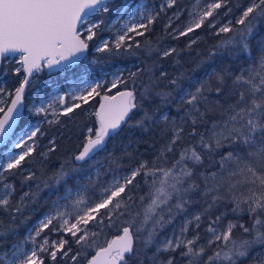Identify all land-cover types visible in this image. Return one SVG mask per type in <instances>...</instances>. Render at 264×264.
Segmentation results:
<instances>
[{
  "label": "snow or ice",
  "instance_id": "1",
  "mask_svg": "<svg viewBox=\"0 0 264 264\" xmlns=\"http://www.w3.org/2000/svg\"><path fill=\"white\" fill-rule=\"evenodd\" d=\"M112 3L0 0V56H18L15 73H23L14 91L0 87V146L7 148L0 159V175L18 172L33 157L37 140L45 134L41 124L62 123L61 117L71 118L99 98L91 113L93 122L70 161L42 180L43 190L56 194L52 210L24 237L19 236L15 220L25 202L38 193L24 192L13 204L15 186L0 181V211L10 217L7 225L0 222V264H57L60 259L79 264L81 257L86 264H128L129 256L152 248V264H178L173 253H179L183 264H264V0H236L234 7L232 0H194L191 9L168 17L164 25L168 37L179 40L208 29L218 42L209 49L207 60L222 56L239 62L235 71L213 69L194 89L182 88L179 77L169 79L165 71L157 75L155 64L138 67L127 76L113 72L110 80L93 83L76 73L88 63L90 42ZM176 6L177 0H162L158 10L139 0L134 6L126 3L107 25L111 37L95 51L117 57L139 58L142 52L162 59L179 56L176 47L161 48L146 39L160 14ZM222 11L224 17L233 18L221 22ZM185 12L188 19L183 26H174ZM96 14L101 18L91 22ZM198 39H190L187 48L191 50ZM175 63L179 65V60ZM45 71L63 76L65 90L54 95L35 90L26 104L28 86ZM161 80L168 81L170 90L160 89ZM156 98L160 105L154 110L145 107ZM173 103L178 118L160 110ZM25 109L41 119L13 139ZM137 113L142 114L133 120ZM161 120L167 139L152 159H138L122 174L110 166V178L99 169L82 177L83 164L103 151L125 124L147 130ZM55 150L53 137L39 155L47 159ZM110 160L121 167L117 158ZM35 179L32 172L24 177L25 182ZM194 197L206 207L186 217L178 231L161 237L176 217L187 213ZM221 206L226 211L213 215ZM229 214L233 219L224 223ZM105 222L117 231L101 245L100 233L90 228L94 223L103 228ZM50 234L58 239H50ZM69 236L77 245L75 252ZM159 254L168 255L158 259Z\"/></svg>",
  "mask_w": 264,
  "mask_h": 264
},
{
  "label": "trees",
  "instance_id": "2",
  "mask_svg": "<svg viewBox=\"0 0 264 264\" xmlns=\"http://www.w3.org/2000/svg\"><path fill=\"white\" fill-rule=\"evenodd\" d=\"M130 2H132V0H113V3L111 4L112 11L109 14H113L114 12L121 10L123 5ZM244 2H246V0H241V3ZM235 3L236 0H232L233 7L235 6ZM222 14L223 16L221 19L223 21L233 18L232 15L224 17L223 11L220 15ZM166 23V19L162 14H160L159 18L152 26V31L147 35L146 39L152 41L153 44L161 48L176 47L180 52L179 56L162 59L156 53H153L149 57L146 53L142 52L139 58L117 57L108 53H97L96 51L92 53L90 49L95 46L97 40L101 37V35H99L97 32V37L92 42H90V49L87 54L90 60L96 61V66L89 65L90 62L85 65L82 64L79 68L75 69L76 73L92 74L91 72L95 71L98 64L102 62L105 64L108 70L122 67L123 69L121 71H123L125 76H127L129 71H136L138 67H143L144 65L151 66L155 64L154 71L157 75L160 71H165L168 73L169 79L179 77L181 87L186 89L193 81L197 83L205 79L207 74L213 69L219 70L224 67H231L235 71L238 68L239 62L231 61L228 57L217 56L213 60H207L209 49L212 47V45L218 42V38L211 34L210 30L206 31L205 29H202L194 33L193 38L197 39V37H199V39L198 42L193 45L192 49L189 50L187 48L189 38L187 39L185 37L180 38L179 40H174L171 37H168L164 31V25ZM141 39L143 42L144 38ZM6 59L7 58H4L0 64V74H3L4 77L9 79V83L12 87H17L19 81L22 79V73L16 74L14 71V65L12 63H3V61ZM176 60H179V65L175 63ZM36 78L37 80L33 81V83H31L27 88L26 104L28 102L30 93L34 90V88L39 86L38 82L47 80L48 78H51L56 82L65 80L64 77L61 78L60 76L52 74L47 75L45 73L36 76ZM167 85V80L160 81V89L165 91L170 90ZM173 96H176L175 92H173ZM213 98H215L214 93ZM98 101L99 98H95L88 105H84L82 109L77 110L71 118L61 117L62 123H58L54 126H49L47 123L41 124L40 126L45 134L39 137L38 147L36 152H34L33 157L29 159L24 164L23 168L18 172L14 174L3 173V175H0V181L7 182L15 186L16 191L11 198L13 204L19 201L24 192L34 191L38 193L34 200L29 199L25 202L26 207L24 208L22 214L17 216L15 220V225L18 228L20 237H24L28 230L34 226L35 222L44 213L51 210L53 196L55 193L50 189L43 190L42 180L50 175L53 171L58 169L61 164L70 161L72 154L76 151L77 146L81 142L82 134L86 132L87 127L91 126L93 122L94 118L91 116V113L95 108H97ZM158 105H160V100L159 98H156L152 102H146L145 107L154 110ZM176 107V103H173L170 105L161 106L160 110L161 112L168 113L170 117L178 118ZM141 114L142 113H137L133 120L139 118ZM179 115H182V113ZM31 121L32 119L23 115V118L20 120L18 125L16 136ZM164 128L165 125L163 120H161L159 124L148 127L147 130L132 126V122L125 124L118 133L113 135L112 138L107 141L104 150L95 155L97 158L95 163H90L88 161L87 163L83 164L82 177L89 173L94 166H99L100 169L108 172V175H111V172L108 171L110 166L113 171H118L122 174L127 168L134 167L136 160L152 159L154 151L167 139V136L164 135ZM53 137L55 138L56 150L51 152L47 159H44L39 155V153L47 150L49 147V141ZM1 154L2 153L0 149V159H2ZM129 154H132V156L130 157ZM110 156L112 158L118 159V163L121 165L119 169L116 168L115 164H111ZM29 172L34 173L37 179L25 182L24 177L27 176ZM37 185H39V188H37ZM0 190H2V184H0ZM62 190L63 189L60 191ZM196 200L197 198L194 197V202L189 205L187 213L176 217L173 224L167 226L161 232V237L168 235L171 232L172 227L183 218L191 215L193 212L201 211L203 207H206V205L202 204L201 202H196ZM222 211H226L224 206L216 209L213 212V215L219 214V212ZM228 219H233V216L229 214L224 223H227ZM244 220H247V216H244ZM9 221V215L6 212L0 211V222H3L5 225H7ZM206 226L207 217L204 218V223L201 227L202 234ZM90 229L91 231L100 233L98 237V243L101 245H103L105 239L112 238V236L115 235L117 231L115 228L109 229L107 227V222H105V226L103 228H101L99 224L94 223ZM11 239L12 237H9V241H11ZM69 241V247H71L73 252H75L77 245L72 242V238ZM141 247L142 246L140 244H137L138 249ZM154 250L155 249L152 248L147 252L141 251L139 255L133 254L129 256L128 264H152V260L149 259V257H151ZM166 255L168 254H161V256ZM172 255L176 257L178 264H183L178 253H173ZM85 263L86 260L81 257L79 259V264ZM49 264H51V261H49ZM57 264H66V261L65 259H60ZM67 264H73V262L68 260ZM244 264H249V262L245 261Z\"/></svg>",
  "mask_w": 264,
  "mask_h": 264
},
{
  "label": "rangeland",
  "instance_id": "3",
  "mask_svg": "<svg viewBox=\"0 0 264 264\" xmlns=\"http://www.w3.org/2000/svg\"><path fill=\"white\" fill-rule=\"evenodd\" d=\"M139 2L146 3V4H148L149 6L153 7L154 9L158 10V5L162 2V0H139ZM193 2H194V0H177V6H176V8L166 10V12L161 13V14L164 16V18L166 19V22H167V21H168V17H169V16H172V14H173L174 11H178V10H180V9H185V8H187V9H191ZM130 3L133 4V6H134V0H132V2H130ZM127 11H128V12H131V7L128 8ZM119 14H120V10L117 11V12H114L113 14H108L106 17H104V20H105L104 25H101V28L97 30L98 34L101 35V37L97 40L95 46H94L92 49H90L92 53L95 52L96 47H98V46L100 45V43H101L104 39H109V38L111 37L112 33H111V31L109 30V28L107 27V25L110 24L111 21H112V19H113L114 17L118 16ZM222 16H223V14L220 15V18H219V19L221 20V22H224L225 20L223 21V20L221 19ZM100 18H101V17L99 16V14H96V15H94V16L91 18V22H96V21L99 20ZM124 19H127V13H125ZM187 19H188V16H187V13L185 12V13L180 17L179 20H175V21H174V26H175L176 24H179V25L182 27L183 24L186 22ZM87 26H88V22L85 23L84 27L86 28ZM205 30L208 31V29H205ZM186 38H187V39L189 38V39H188V43H189V40H190V39H195V38H193V34H192L190 37H186ZM18 59H19L18 56H14V57L10 56V57H7V59H6L5 61H3V63H12V64L14 65V71H15V69L18 67V63H17ZM92 61H93V60H90V59L88 58V63L90 62L89 65L96 66V62H95V63H92ZM86 64H87V63H86ZM84 65H85V64H84ZM122 69H123L122 67H118V68L113 69V70H108V69L106 68L105 64L101 62V63L98 64L96 70L91 72L92 74L84 73V76H85V78L87 79V81H88L89 83H93V82H95V81H97V80H100V81H104L105 79L110 80V79H111V74H112L113 72H119V71H121ZM44 73L47 74V75H50L49 73H47V71H45ZM41 74H42V73H41ZM38 75H40V74H38ZM38 75H37V76H38ZM22 77H23V75H22ZM60 77L63 78V76H60ZM35 78H36V76L33 78L32 83H33V81L37 80V78H36V79H35ZM200 80H201V79H200ZM49 81H50V82H49ZM54 81H55V80H52L51 78H48L47 80H43V81L38 82V85H39V86H38L37 88H34V90L30 93V95H29V97H28V101L31 99V97H32V95H33V92H34L35 90H43V91H45V92H50V93H52L53 95L55 94V92H61V93H63V91L65 90V87H66V85H65V80H63V81H57V82H56V81L54 82ZM197 85H198V82L196 83V82L193 81V82L191 83V85H189L186 89H189V88L194 89ZM0 87H3V88H5V89L8 90V91H14V89H15V87H12L11 84L9 83V79H7L6 77H4L3 74H0ZM102 94H103V93H102ZM27 103H28V102H27ZM24 116L29 117L30 119H32V121H31L28 125H26L22 130H27L28 127L34 126V125H35V124L41 119V118H39V117H31V116H29L28 113H27V110H26V109H25V112H24ZM22 130H21V131L18 133V135H17L15 138H13V139H16L18 136L23 135V131H22ZM38 143H39V141L37 140V144H38ZM14 151H19V150H14ZM5 152H7V148H6V147H3V148L1 149V153H2V154H1V157H2V158H3V154H4ZM96 161H97V158L94 157L93 160H90L89 162H90V163H95ZM95 169H99V170L101 171V173L106 172V171H103L102 169H100L99 166H94L93 169H91V171H90L89 173H87L84 177L86 178L87 175H89V174H94ZM108 176H109V178L111 177V175H108ZM62 191H63V190H62ZM62 191H61V192H62ZM55 198H56V194H54V196H53V199H55ZM51 210H52V205H51ZM51 210H50V211H51ZM50 211L44 213V214H43V215H42V216H41V217L35 222L34 226L37 225L38 222H39L41 219H43V218L45 217V215L48 214ZM194 213H196V212L191 213V215L194 214ZM191 215H189V216H187V217L190 218ZM185 218H186V217H185ZM185 218H183V219H182L181 221H179L176 225H174V226L172 227V229H171V232H170L168 235H165V236H169V235H171L174 231H178L179 228H180V226L183 224ZM34 226H33V227H34ZM33 227H32V228H33ZM32 228L29 229L28 232L31 231ZM202 230H203V229H202ZM28 232H27V233H28ZM90 232H91V229H90ZM47 234H48V233L46 232L45 234H42V235H47ZM190 234H191V233H190ZM162 237H164V236H162ZM67 238H68V240L71 239L70 236L67 237ZM50 239H53V240L58 239V235H56V234H50ZM178 255H179V253H178ZM160 257H161V254H159V256H158L157 258L159 259ZM177 262H178V260H177Z\"/></svg>",
  "mask_w": 264,
  "mask_h": 264
},
{
  "label": "water",
  "instance_id": "4",
  "mask_svg": "<svg viewBox=\"0 0 264 264\" xmlns=\"http://www.w3.org/2000/svg\"><path fill=\"white\" fill-rule=\"evenodd\" d=\"M10 56H12V57H14V55H11V54H9V55H6V56H0V64H1V62H2V60L4 59V58H7V57H10ZM22 75H23V73H22ZM99 106V105H98ZM97 106V107H98ZM19 123H20V121H19ZM19 125V124H18ZM17 128H18V126L15 128V133H16V131H17ZM116 133H114L113 135H115ZM4 146H0V149H2ZM111 239V238H110ZM93 254H94V252H93ZM86 264V263H85Z\"/></svg>",
  "mask_w": 264,
  "mask_h": 264
}]
</instances>
